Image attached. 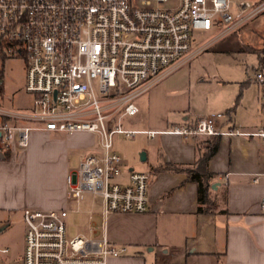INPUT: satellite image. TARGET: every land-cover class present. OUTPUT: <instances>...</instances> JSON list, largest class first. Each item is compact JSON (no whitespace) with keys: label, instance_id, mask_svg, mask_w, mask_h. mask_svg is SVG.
I'll list each match as a JSON object with an SVG mask.
<instances>
[{"label":"crops","instance_id":"crops-1","mask_svg":"<svg viewBox=\"0 0 264 264\" xmlns=\"http://www.w3.org/2000/svg\"><path fill=\"white\" fill-rule=\"evenodd\" d=\"M224 29L205 32L211 33L206 57L217 73L210 75L206 65L193 67L201 50L195 51L136 100L139 112L127 116L124 129L158 134L139 133L127 140L129 146L119 147L122 139L114 142L124 165L120 181L126 182L128 170L151 176L148 211L112 214L105 221L100 199L89 208L83 197L71 202L81 228L77 235H106L115 246L126 247L108 264H264V109L255 78L264 71V13L228 34ZM211 113L226 115L223 131L242 134L186 138L166 133L194 126ZM215 142L217 151L203 163ZM74 152L77 169L81 157L99 152L97 136L31 131L25 148L8 150L0 141V223L27 208L68 214L65 180L75 169ZM196 173L205 176L204 202Z\"/></svg>","mask_w":264,"mask_h":264},{"label":"built area","instance_id":"built-area-1","mask_svg":"<svg viewBox=\"0 0 264 264\" xmlns=\"http://www.w3.org/2000/svg\"><path fill=\"white\" fill-rule=\"evenodd\" d=\"M263 13L264 0H0V61L24 59L25 89L33 98L28 112L0 110L2 146L25 148L31 131L93 134L99 152L81 157L66 176L67 201L87 193L99 197L105 221L112 214H145L151 176L128 170L126 182L120 181L124 165L114 139L158 132L125 130L122 119L135 116L136 100L191 55L194 32L222 25L228 34ZM255 78L264 109V71ZM225 117L211 113L166 133L242 134L223 131ZM22 214L20 258L9 260V248L0 245V264H108L126 251L106 235L68 236L66 210L27 208Z\"/></svg>","mask_w":264,"mask_h":264},{"label":"rangeland","instance_id":"rangeland-1","mask_svg":"<svg viewBox=\"0 0 264 264\" xmlns=\"http://www.w3.org/2000/svg\"><path fill=\"white\" fill-rule=\"evenodd\" d=\"M164 7L169 8L171 7V4H166ZM210 35L211 33L206 34L202 31L194 32V41L191 53L199 50L201 51L196 55V58L194 57L195 59L192 61L191 65L193 67L206 65L208 67V73H210V75H214V73L218 72L215 63L210 59V57H206V51L211 49V46L207 47L210 42ZM224 74L227 76L229 75L225 72ZM25 82L26 64L22 57L9 58L7 60L0 61V110L7 113H22L28 112L32 109L33 98L26 92ZM129 120V117L124 118L122 123L123 126ZM119 139L125 140L124 142L119 143V147L123 145H131L129 143L130 141H127L129 139H126L122 135H117L114 142ZM93 142L96 144L97 141L94 140ZM72 157L75 168L79 155L77 152H74ZM139 158L142 159V156L140 155ZM82 197L81 203L87 208L96 206L95 203L100 199L99 197L89 193L83 194ZM66 208L68 211L66 220L67 234L71 237L79 234L81 232V228L79 226L77 216L74 213V204L70 202ZM1 221L4 222L0 223V229L7 225L8 227L0 234V245L9 248V260H18L22 253L25 234L23 214L21 215L18 213L10 216H4Z\"/></svg>","mask_w":264,"mask_h":264},{"label":"trees","instance_id":"trees-1","mask_svg":"<svg viewBox=\"0 0 264 264\" xmlns=\"http://www.w3.org/2000/svg\"><path fill=\"white\" fill-rule=\"evenodd\" d=\"M217 148H218V142L213 143V144L211 145V148H209L208 153L205 154V156H204L202 162H203V163H206V162L208 161V159H209L212 155L215 154V152L217 151ZM201 177H202V179H201ZM204 177H205V176H204ZM204 177L201 176V175H199V174H197V173L193 176V178L198 179V181H199V183H200L199 185H200V194H201L200 200H201V202L206 201V197H207V195H206L207 188H206V187L204 188V184H203V182H202V180H203Z\"/></svg>","mask_w":264,"mask_h":264}]
</instances>
